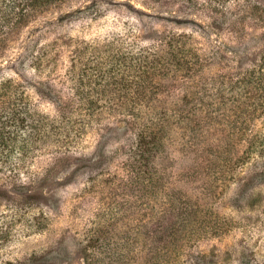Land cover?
Here are the masks:
<instances>
[{"label":"rangeland","instance_id":"374dc122","mask_svg":"<svg viewBox=\"0 0 264 264\" xmlns=\"http://www.w3.org/2000/svg\"><path fill=\"white\" fill-rule=\"evenodd\" d=\"M92 1L64 0L57 8L39 15L37 20L13 33L14 41L2 52L5 55H0V77L18 76L17 57L29 54L26 52L30 45L44 33L45 53L39 55L38 63L25 68V79L51 77L57 88L66 91L71 88L77 91L78 87L121 88L123 84L119 80L102 83L92 80L96 78L98 65L105 66L104 62L108 63L111 55H126L128 48L137 49L138 45L152 42L149 37H152L154 19L147 13L179 16L176 0H166L168 7L161 8L148 0H95L100 14L95 15L97 12L92 9L77 12L75 20L47 25L40 30L45 20L57 17L58 12L83 8ZM239 4V0H197V6L190 8L193 13L179 17L195 19L213 30L211 12L233 11L240 8ZM241 4L248 7L246 16L236 20L237 24L245 26L242 41L237 43L230 33L214 30L210 37L195 33L186 46L190 51L188 55H202L212 43L230 55L242 57L238 63L245 70L255 55L247 54V49L260 42L264 29V0H241ZM256 8L257 15L251 14ZM167 24L160 28L169 38L173 27ZM178 26L190 27L188 24ZM41 46L35 45L36 52ZM94 55L97 58L92 60ZM88 58L86 63L81 61ZM74 59L77 62L72 65ZM224 63L222 71L231 67L234 70L231 62ZM30 93L31 100L39 104L44 113L52 115L53 105L49 99H40L34 90ZM73 103H80L79 95L74 96ZM107 117L105 112L95 115L86 126L88 133L82 134L80 141L90 146L87 149L94 145V131L106 123ZM235 126L240 131L238 135L229 134L227 128L223 134L215 133L214 128L207 133L208 137L223 138L220 153L216 149L213 153L209 150V159L215 156L216 162L228 159L230 164L225 170L204 158L207 164L201 162V137H190L193 144L184 146L188 138L181 139L180 131L173 133L165 152L170 157L160 167L164 178L149 204L156 210L153 215L144 214L140 196L127 195L123 186L118 187L119 183L124 184L119 173L125 171L122 167L125 155L114 161L111 173L97 178L79 174L76 182L61 187L60 211L56 216L48 215L43 228L38 229L39 224H35L41 220L38 209L28 210L24 215L22 211L14 210V213L10 208L12 202L0 199V264L26 260L33 255L48 256L47 264H84V251L90 244L88 233L99 222L106 224L108 238L111 237L105 245L108 250L102 255L103 264H116L120 259L123 264H264V113L260 109L252 111L251 115L240 112ZM250 142L255 148L244 154ZM238 154L244 156V160L235 161ZM114 191L119 192L116 201L111 198ZM164 207H169L173 213L159 214ZM116 208L118 213L114 211ZM3 224L5 226L1 227ZM148 232H155L151 237L154 246L150 245ZM154 251L155 258L144 262V253L149 255ZM50 253H55L56 257ZM39 261H43V257Z\"/></svg>","mask_w":264,"mask_h":264},{"label":"trees","instance_id":"16d2710c","mask_svg":"<svg viewBox=\"0 0 264 264\" xmlns=\"http://www.w3.org/2000/svg\"><path fill=\"white\" fill-rule=\"evenodd\" d=\"M148 1L157 3L159 8L168 7L166 0ZM63 2L0 0V55H5L2 52L10 46L13 33ZM175 2L179 16L193 13L190 8L197 6V0ZM239 2L240 8L233 11L217 9L211 12L210 21L214 32L230 33L237 43L242 41L245 26L237 24L236 20L243 19L248 10L241 0ZM97 3L93 0L83 8L58 12L57 17L46 19L40 30L47 25L51 27L65 20H75L77 12L92 9L98 15L101 9L95 6ZM250 12L257 15L259 11L256 8ZM147 16L154 19L150 30L152 37H149L152 42L141 47L138 45L137 49L130 47L126 55H111V60L104 62L105 66L98 65L96 78H92L96 83L119 80L123 84L121 88L78 87L77 91H72L73 88L66 91L57 88L51 77L25 79V68L38 63L39 55L45 53L44 33L40 40L30 45L26 52L29 54L17 57L18 76L0 77V199L12 202L10 208L22 211L23 215L28 210L38 209L41 219L35 223L39 224L38 229L44 227L48 215H58L61 187L76 182L79 174L97 178L111 173L114 161L123 155L126 156L122 161L125 171L119 173V179L124 184L119 183L118 187L123 186L127 195L140 196L144 214L153 215L156 210L149 204L164 178L160 167L170 157L165 152L175 131L182 133L181 139L188 138L186 143L183 142L184 146L193 144L190 137H201V162H215L225 170L230 164L228 159L216 162L215 155L209 159V150L213 153L216 149L220 153L223 138L208 137L207 133L214 128L215 133L223 134L227 128L229 134L238 135L240 131L235 126L238 113L251 115L256 109L264 113V29L260 33V42L247 49V54L252 52L255 55L251 60L248 58L251 62L243 70L238 63L242 57L230 55L212 43L202 55H188L190 51L186 46L195 33L206 37L213 33L197 20L153 13H147ZM167 23L173 27L169 38L160 28ZM186 24L190 27L178 26ZM37 44L42 46L36 52ZM96 58L94 55L92 60ZM89 59L81 61L86 63ZM227 61L233 64L234 70L231 67L222 71ZM76 62L74 59L72 65ZM31 90L40 99H49L53 105L52 115L44 113L39 104L31 100ZM76 95H79V104L73 103ZM103 112L108 116L107 121L95 129L94 145L87 149L90 146L83 145L80 138L88 133L86 126L94 116ZM254 148V143L250 142L244 154ZM242 160L244 156H235V161ZM118 193H111L114 201ZM114 211L118 213L117 208ZM164 211L168 215L173 213L169 207H164L159 214ZM144 222L147 227V220ZM105 226L99 222L89 231L90 244L84 251V264H103L102 255L108 250L105 245L111 238H108ZM154 233L148 232L151 246H154L151 238ZM166 249L169 254L170 246L167 245ZM145 254L144 262H150L156 256L155 251ZM50 255L56 257L55 253ZM42 257L43 261H39ZM47 257L33 255L8 264H47ZM123 263L120 259L116 264Z\"/></svg>","mask_w":264,"mask_h":264}]
</instances>
